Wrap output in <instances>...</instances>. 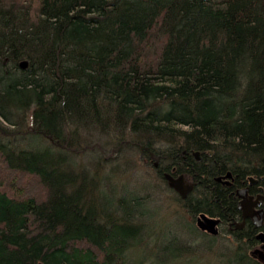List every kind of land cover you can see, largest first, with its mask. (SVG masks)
I'll list each match as a JSON object with an SVG mask.
<instances>
[{
    "label": "trees",
    "instance_id": "1",
    "mask_svg": "<svg viewBox=\"0 0 264 264\" xmlns=\"http://www.w3.org/2000/svg\"><path fill=\"white\" fill-rule=\"evenodd\" d=\"M122 153L236 218L214 179L264 176V0H0V264H135L146 200L103 197Z\"/></svg>",
    "mask_w": 264,
    "mask_h": 264
},
{
    "label": "rangeland",
    "instance_id": "2",
    "mask_svg": "<svg viewBox=\"0 0 264 264\" xmlns=\"http://www.w3.org/2000/svg\"><path fill=\"white\" fill-rule=\"evenodd\" d=\"M116 161L119 162V168L124 174L111 178L106 167L101 176H108L112 179V183L103 197L106 201L114 202L115 198L124 195L125 205H128L135 196L144 198L145 208L150 214L147 232L153 236L141 242L136 251L130 252L135 264L144 259H146L145 264L147 259L153 264H219L223 254L237 247L222 240L225 238L222 235L220 239L212 241L209 247L208 242L204 240H209L208 236L190 234L189 231H193L192 228L195 227L194 219L182 207L181 202H178L179 195L171 190L166 181L158 177L155 168L152 165L148 166L139 155L124 153L122 157H117ZM112 192L116 195L113 196ZM173 238H176L180 244L175 242L171 250L164 252L163 247ZM182 244L190 247L192 252L179 256L176 250Z\"/></svg>",
    "mask_w": 264,
    "mask_h": 264
},
{
    "label": "flooded vegetation",
    "instance_id": "3",
    "mask_svg": "<svg viewBox=\"0 0 264 264\" xmlns=\"http://www.w3.org/2000/svg\"><path fill=\"white\" fill-rule=\"evenodd\" d=\"M200 160L201 155L200 159L197 161ZM260 172L263 173L264 170L261 169ZM231 175V178L222 179L221 181H217V177L214 179V182L218 185L220 190L223 188L231 190L233 200L236 204V210L238 212L236 218L224 223L220 218L213 217L201 211L191 217L194 219L193 221L196 229L205 236L220 239L222 235L225 237L222 240L227 241L230 245L239 246L243 244L247 247V250L245 251H247L249 257L264 264V176L255 175L248 177L246 181H240L237 180V176L234 177L232 173ZM172 176L177 178L180 175ZM183 178L188 190L186 198L188 196L191 197V195H193L198 189L200 182L196 181L194 177L183 176ZM202 187H204V189L207 188L206 185ZM243 190L246 192H242ZM239 192L242 197L239 196ZM241 201H246V203L249 204L246 209V216H244V212L239 209ZM200 215H205L206 217L217 221L213 230L201 229L198 227L197 219ZM257 250L262 253L261 255H263V259H260L261 256L259 253H255Z\"/></svg>",
    "mask_w": 264,
    "mask_h": 264
},
{
    "label": "water",
    "instance_id": "4",
    "mask_svg": "<svg viewBox=\"0 0 264 264\" xmlns=\"http://www.w3.org/2000/svg\"><path fill=\"white\" fill-rule=\"evenodd\" d=\"M25 67H26V63L25 62L20 64V68L21 69H24ZM192 155H193V157L196 160L200 159V152H198V151L193 152ZM231 176H232L231 173L228 172L225 176L218 177L216 180L217 181H221L222 179H229V178H231ZM164 179L168 183V186L170 188H172L173 190H175L182 199L186 198L188 190H187V187L185 185L183 175H180L177 178H174L170 173H165L164 174ZM242 192L245 193L246 191L243 190ZM240 195H241V193L239 192V196ZM240 197H242V196H240ZM248 206H249V204L246 203V201L245 202L241 201L240 204H239V209L244 212V216L247 215L246 214V209H247ZM216 223H217V221H215V220H213L211 218H208L205 215H200L198 217V219H197V225L201 229L213 230L215 225H216ZM255 253H259L260 256H261L260 259H263V255H261L262 253L259 252V250L255 251Z\"/></svg>",
    "mask_w": 264,
    "mask_h": 264
}]
</instances>
